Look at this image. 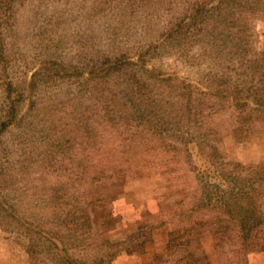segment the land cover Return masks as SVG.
I'll return each instance as SVG.
<instances>
[{
  "label": "rangeland",
  "instance_id": "374dc122",
  "mask_svg": "<svg viewBox=\"0 0 264 264\" xmlns=\"http://www.w3.org/2000/svg\"><path fill=\"white\" fill-rule=\"evenodd\" d=\"M262 111L264 0H0V201L87 202L112 264L164 263L198 191L264 172ZM220 217L194 225L207 263H264V231L247 253ZM26 263L0 227V264Z\"/></svg>",
  "mask_w": 264,
  "mask_h": 264
},
{
  "label": "trees",
  "instance_id": "16d2710c",
  "mask_svg": "<svg viewBox=\"0 0 264 264\" xmlns=\"http://www.w3.org/2000/svg\"><path fill=\"white\" fill-rule=\"evenodd\" d=\"M184 108L186 114V111L190 110V103ZM195 110L196 107L192 108L190 113H194ZM261 116H263L261 122L264 123V115ZM132 124L135 126L133 129L138 128L141 135L147 138L160 133L156 125H153L146 116L139 121L136 119ZM243 125L241 121L237 122L235 127L238 129ZM203 128L204 126L201 127L202 130ZM158 140L159 138H156V141ZM208 145L214 146L212 143ZM173 149L180 150L177 145H174ZM215 157L208 155L207 165L212 168L214 175H218L220 172L217 171L220 167ZM262 167L252 166L249 168L252 173H249L247 168L238 163L233 174L232 169L222 171L219 177L224 184V193L219 197L221 198L218 199L219 201L213 202L212 196L200 194L198 191V201H194L192 208L189 209L188 224L179 229L181 232L182 230L186 232L180 234L179 230H175L168 234L167 258L162 264H208L206 255L198 250V241L193 237V229L200 224L194 226L196 218L207 216L214 210L219 211L221 216L216 223L218 232L222 236L233 233L238 246L248 253L255 244L254 239L264 231ZM204 169L201 167L200 171H197L201 183L206 180L200 175L201 170ZM239 172L247 174L239 176ZM247 178L250 179V183L245 180ZM76 202L52 201L49 205L40 206V201H0V227L15 234L17 242L27 254L26 264H112L116 251L113 252L92 240L91 234L94 231L92 224H95V221L91 211L85 204L87 202L79 199ZM189 226L192 227L191 231Z\"/></svg>",
  "mask_w": 264,
  "mask_h": 264
},
{
  "label": "crops",
  "instance_id": "0c3cea01",
  "mask_svg": "<svg viewBox=\"0 0 264 264\" xmlns=\"http://www.w3.org/2000/svg\"><path fill=\"white\" fill-rule=\"evenodd\" d=\"M249 259H252V257H248ZM255 264V263H254ZM259 264V263H258ZM261 264H264V263H261Z\"/></svg>",
  "mask_w": 264,
  "mask_h": 264
}]
</instances>
